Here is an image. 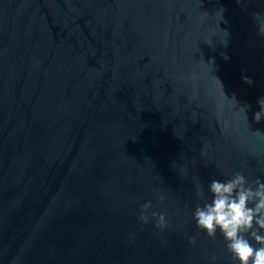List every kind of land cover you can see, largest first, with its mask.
Returning <instances> with one entry per match:
<instances>
[{"label":"water","instance_id":"obj_1","mask_svg":"<svg viewBox=\"0 0 264 264\" xmlns=\"http://www.w3.org/2000/svg\"><path fill=\"white\" fill-rule=\"evenodd\" d=\"M262 97L264 0H0V264H236L193 212Z\"/></svg>","mask_w":264,"mask_h":264},{"label":"clouds","instance_id":"obj_2","mask_svg":"<svg viewBox=\"0 0 264 264\" xmlns=\"http://www.w3.org/2000/svg\"><path fill=\"white\" fill-rule=\"evenodd\" d=\"M224 59L228 57L225 55ZM242 80L249 86L254 83L246 75H242ZM258 105L259 111L253 115L257 123L264 120V97ZM197 189V195L203 197L202 184H198ZM208 191L212 195L211 202L204 201L193 212L197 228L213 239L219 231L236 264H264V182L257 179L253 186L242 173L237 172L224 182L213 179ZM150 208V201L142 205L140 221L147 224L151 217L156 219L157 228L166 229L165 215L156 211L149 213ZM190 243H195V237L190 239Z\"/></svg>","mask_w":264,"mask_h":264}]
</instances>
